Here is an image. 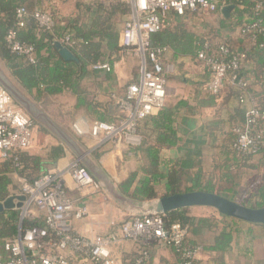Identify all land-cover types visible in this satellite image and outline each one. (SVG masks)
Listing matches in <instances>:
<instances>
[{"label":"crops","instance_id":"1","mask_svg":"<svg viewBox=\"0 0 264 264\" xmlns=\"http://www.w3.org/2000/svg\"><path fill=\"white\" fill-rule=\"evenodd\" d=\"M26 1L30 4L28 10L31 13H53L63 25L70 19L88 28L97 16V3L105 6L121 3L119 0ZM127 5L130 6L131 14L132 5ZM222 7L219 12L212 14L214 18L211 20L209 17L212 15L201 13L189 12L183 17L170 13L164 21V26L172 30L182 24L199 38L207 36L214 28L218 33L226 34L228 39L236 41L234 45L238 51H249L252 42L240 37L239 27L233 31L221 29L219 15L227 20L233 17L239 26L252 18L251 11L247 7L236 10L235 6L230 18H225ZM130 14L126 17L118 12L114 17L122 21L119 30L120 43L124 24ZM164 62L167 77L165 106L162 111H155L140 123L141 126L139 124L138 131L142 143L139 147L130 148L113 142L105 134L94 137L91 128L97 121L115 123L126 117V113L118 104L124 98L128 86L139 82L141 78L142 64L139 57L125 52L112 64L107 63L112 68L110 72L96 71L93 69L94 65L90 66L89 74L82 81L83 96L91 104L90 107H85L78 106L77 95L68 89L61 94L38 99L35 94L23 88L0 55V76L11 87L15 105L35 122L33 144L21 155L24 175L16 171L8 173L12 181L8 187L9 197L24 196L21 186L28 179L40 178L49 173L55 175L64 182L71 199L89 209L86 218L72 222V231L92 239L105 235L120 237L124 221L153 213V204L162 198L160 196L164 194L168 177L175 170L182 173L180 188L183 192L196 188L205 176L214 171L216 160L221 156V140L232 130L233 125L239 122L242 111H247L250 104L239 103V90L236 88L216 97L210 94L206 90L210 72L196 55L182 54L169 46ZM243 72L251 80L250 95L264 90V83L256 84L259 78L252 61L245 62ZM0 84L5 87L1 82ZM172 141L176 143L173 145ZM149 150L159 152L156 158L158 168L165 177L157 185L159 198L139 201L124 193L120 185L132 173L138 172L137 183L131 189L133 191L138 182L145 178L143 169L150 163ZM3 163L0 161L1 172L6 171ZM76 164L89 170L101 184L100 191L96 192L90 187L81 188L75 184L66 172ZM254 177L255 173H248L243 177L242 186ZM14 202L19 204L20 200L15 198ZM25 202L23 208L11 210L20 212L21 216L26 208ZM29 213L31 219L43 224L42 210L33 206L30 207ZM190 216L194 218L195 223L188 235L191 244L211 246L215 236L227 226L234 232L232 247L221 258L222 262L218 254L204 251L197 256L196 264H264V227L232 218L223 220L216 210L208 207H192ZM211 217L214 218L212 226H198L199 219ZM20 232L21 230L19 234ZM109 250L118 264H134V259L141 250H148L150 253L147 264H179L180 261L173 248L156 240L134 242L120 239L118 243L111 244ZM66 255L77 264H91L71 251H67Z\"/></svg>","mask_w":264,"mask_h":264},{"label":"built area","instance_id":"2","mask_svg":"<svg viewBox=\"0 0 264 264\" xmlns=\"http://www.w3.org/2000/svg\"><path fill=\"white\" fill-rule=\"evenodd\" d=\"M119 1L132 5V12L124 24L122 44L140 58L141 78L139 82L128 86L124 98L119 101L118 105L126 113V117L115 123L94 122L91 133L94 137L105 134L115 143L136 148L142 143L138 131L139 124L163 108L167 98L164 62L166 49L154 48L152 36L162 31L164 21L170 13L178 17H183L189 12L209 16L217 13L220 6L218 0ZM236 1L255 3L256 12L262 8L260 0ZM16 17L19 28L26 26L28 17L48 31H52L56 25L51 14L42 11L30 14L23 6L17 9ZM251 20L241 26L240 32L243 35L263 31L262 19L254 22ZM7 42L12 53L24 57L29 63H36L35 48L21 43L15 30L9 32ZM65 42L69 45L74 44L70 36L65 38ZM208 48L206 45L198 54V59L205 63L210 72L206 90L214 96L233 88L245 93L240 102H249L250 107L245 123L233 129L237 137L234 149L242 154L257 155L264 149V126L260 128L261 121H264V110L260 107L258 98L248 93L251 80L243 72V61L239 54L229 47H221L220 57L208 54ZM93 69L110 72L112 68L104 63L94 65ZM34 125V120L15 105L11 94L0 84V161L12 160L16 167L20 166L19 154L33 144ZM66 173L81 188L90 187L96 192L102 188L89 170L78 164L69 168ZM21 193L26 198V208L21 214V220L31 219L29 209L34 206L44 212V226L21 230L15 240L7 242L5 250L10 256L3 259L0 255V264H77L66 255L67 251L91 264H118L112 257L109 246L118 243L120 239L134 242L143 240L164 242L174 247L180 254L181 264H194L202 252L200 246L187 245L189 231L185 227L178 223L167 227L161 214L127 219L121 226L120 237L105 235L90 239L73 232L72 222L86 218L89 209L85 205L76 204L69 196L64 182L51 173L32 182H23ZM147 259L149 253L144 251L136 264H141Z\"/></svg>","mask_w":264,"mask_h":264},{"label":"trees","instance_id":"3","mask_svg":"<svg viewBox=\"0 0 264 264\" xmlns=\"http://www.w3.org/2000/svg\"><path fill=\"white\" fill-rule=\"evenodd\" d=\"M260 1L262 8L258 12H256L255 3H240L236 0H220L219 6L221 8L223 5L234 4L236 10L240 7H247L252 13L251 22L258 19L264 21V0ZM22 6L28 10L30 4L28 5L26 0H0V55L2 59L23 88L29 93L35 94L38 99H42L47 95H58L68 89L77 95L78 106L90 107L91 104L83 96L84 92L82 89V81L89 74V67L96 64H112L115 60L120 59L125 52L133 54L131 49L120 43L119 30L122 21L114 18L118 12L122 16L127 17L130 14V6L124 2L114 5L110 4L109 6H105L100 2L97 3V16L93 19L92 25L89 28L70 19L66 20L63 25L53 13H50L56 23L52 31L41 28L31 17L26 19L25 27L19 28L17 26L16 11ZM29 13L32 14L31 12ZM256 13H259V15L257 16ZM242 25L237 26V21L233 17L227 20L219 15V26L221 29L233 31L239 27L240 37L252 42L251 49L246 52L238 51L234 45L236 41L225 37L226 34L218 33L217 29L213 28L207 36L199 38L182 24H179L172 30H168L164 26L161 32L152 36V45L154 48L166 49L164 59L169 50V46L177 52L181 51L182 54L196 55L197 59L199 52L204 50L206 45L209 46L207 53L215 57H220V49L222 46L229 47L239 54L243 61V66L246 61H252L254 63V69L259 78L256 84L261 85L260 83H264V26L261 33L243 35L240 32ZM12 30L17 32V39L21 43L31 45L35 48L38 54L36 63H29L24 57L11 52L7 42V36ZM67 36L73 39L74 44L69 45L65 42ZM56 42L66 45L73 51L80 62L64 61L56 48ZM251 87L252 84L248 89V93ZM244 94L243 91H238L237 97L240 104H244L240 102V98ZM253 96L258 98L259 105L264 110V90L258 94H253ZM162 110L163 108L157 111ZM247 111H242V118L237 124L233 125L232 130L221 140V156L216 160L212 173L205 176L204 180H201L196 188L183 192L180 188L182 173L181 171L175 170L169 175L164 194L160 197L173 196L196 190L223 196L249 208H264V149H261L257 155L242 154L234 149V143L237 137L233 129L245 123ZM262 126H264V121H261L260 128ZM172 143L174 145L176 142L172 141ZM148 153L150 163L143 169L146 176L138 182V186L131 191L135 183H137L138 172L132 173L120 185V189L124 193L139 201H151L159 198L157 185L165 177L159 172L158 168L159 163L156 158L159 152L157 150H149ZM21 155L22 153L19 154V167H16L12 160L4 161L2 164L6 171H0L1 201L9 197L8 187L12 184V181L8 173L16 171L24 175V164ZM251 171L256 174V177L251 178V184L245 187L242 186L243 177L247 176ZM36 179L38 177L28 179V181L32 182ZM161 216L167 227L178 223L185 227L189 233L190 229L195 225L194 218L190 216V208L171 211ZM219 216L223 220L230 219L222 214H219ZM213 223V217L198 220L199 227H210ZM256 225L264 227V224ZM33 226H44V222L41 224V222L33 219L21 220L20 212L15 210L0 214V255L3 259H7L10 256V253L5 251L6 243L15 240L20 230H26ZM233 241L234 232L227 226L215 236L211 246L200 247L202 248V252L206 251L218 254L219 260L221 261V258L230 251ZM187 245L189 247L199 246L197 244H191L188 238ZM171 248L176 252L180 260L179 264H181L180 254L174 247L171 246ZM144 251L149 253L148 250H141L136 255L134 264L137 263V260L143 255ZM149 259L143 261L141 264H147ZM196 263L197 259L194 264Z\"/></svg>","mask_w":264,"mask_h":264},{"label":"water","instance_id":"4","mask_svg":"<svg viewBox=\"0 0 264 264\" xmlns=\"http://www.w3.org/2000/svg\"><path fill=\"white\" fill-rule=\"evenodd\" d=\"M235 8L234 4L224 5L221 9L225 18H230L231 12ZM56 48L59 51L60 56L68 62H79L74 53L64 44L56 42ZM0 82L8 89L7 91L12 94L11 87L0 76ZM15 198L20 200L19 204L14 202ZM26 198L24 196H10L6 200H0V214L5 213L11 209H21L24 207ZM154 212L151 214H166L171 211H177L183 208L192 207H208L216 210L219 214H222L228 218L247 222L250 224H264V208L253 209L247 206L236 203L223 196H219L213 193L203 191H191L182 194H176L173 196L162 197L158 199L154 204ZM148 214V215H151Z\"/></svg>","mask_w":264,"mask_h":264},{"label":"rangeland","instance_id":"5","mask_svg":"<svg viewBox=\"0 0 264 264\" xmlns=\"http://www.w3.org/2000/svg\"><path fill=\"white\" fill-rule=\"evenodd\" d=\"M211 18H214V16L212 15V16L209 17L210 20H211ZM251 182H252V181H249V180H248V181H246V182L243 183V186H245V184H246V185L251 184Z\"/></svg>","mask_w":264,"mask_h":264}]
</instances>
